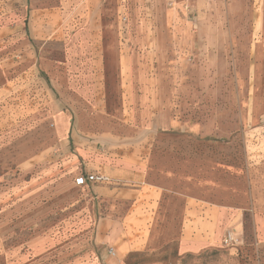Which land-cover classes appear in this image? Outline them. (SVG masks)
<instances>
[{
	"label": "rangeland",
	"instance_id": "1",
	"mask_svg": "<svg viewBox=\"0 0 264 264\" xmlns=\"http://www.w3.org/2000/svg\"><path fill=\"white\" fill-rule=\"evenodd\" d=\"M94 1L0 0V264H264V0ZM152 150L214 196L219 238L179 254L176 187L148 222L74 184L84 152ZM127 211L105 234L142 249L112 255L98 219Z\"/></svg>",
	"mask_w": 264,
	"mask_h": 264
},
{
	"label": "crops",
	"instance_id": "2",
	"mask_svg": "<svg viewBox=\"0 0 264 264\" xmlns=\"http://www.w3.org/2000/svg\"><path fill=\"white\" fill-rule=\"evenodd\" d=\"M84 1L86 4L90 1L95 3L94 0ZM172 3H174V1L169 2L170 5H172ZM187 6L188 5L185 4V7ZM88 26L90 31L89 35L91 36L92 41L99 36L98 24H89ZM56 29H51V37ZM63 36L64 35H62V37ZM123 60L124 59L121 56L118 57V61ZM169 126H173V121H170ZM156 127H160V123H154L153 125V123L150 122V129H156ZM160 128L164 129L162 126ZM170 153H172V151H166L163 156L159 151L155 152L152 150L151 152L144 153L142 157L138 156L141 159L140 161H137L133 160L132 157L118 152H101L96 154L84 152V157L81 155V160L78 162L80 172L77 175L89 172L101 173L108 176L110 179L108 183H86L82 186L89 185L90 192L98 199L129 200L130 208L136 206L138 203L137 200L141 197L143 200L142 205L147 204V206L151 207V213L149 216H146L145 220L153 222L155 220L162 194L173 191L175 187L178 188L177 186L172 187L174 181L172 178H169V169L162 164H157L158 157L164 159L170 156ZM164 174H167L166 178H164ZM184 190V187L181 186L173 191V193H178L184 198L183 223L179 237V254L196 250L199 244V241L194 240L196 236L211 241L216 240L220 235L216 222L218 210L216 209L217 206L215 204L214 196L211 193L202 196L201 194L190 191L185 192ZM199 197L203 199L202 203H206L205 205L198 203L200 201ZM129 211H127L128 213L124 214L121 218H115L114 216L107 214L99 217L97 239L99 242L108 243L106 246L107 252L109 248L142 249L143 241L139 244V248H130V240H120L121 236H119L117 240L113 241L110 237L112 235L105 234V231H113L116 229V223H125L129 217ZM138 216L139 214L135 213L136 221L141 220L139 218L140 216ZM187 222L192 224H187ZM233 232L237 234L236 231ZM229 250L236 251V249Z\"/></svg>",
	"mask_w": 264,
	"mask_h": 264
},
{
	"label": "built area",
	"instance_id": "3",
	"mask_svg": "<svg viewBox=\"0 0 264 264\" xmlns=\"http://www.w3.org/2000/svg\"><path fill=\"white\" fill-rule=\"evenodd\" d=\"M109 177L101 174V173H82L77 175L74 178V183L78 186L85 185L86 183L92 184H104L109 182ZM233 231H229L227 234L223 236L222 241L225 245H229L231 248H236L237 244H239V239L234 235ZM237 250V249H236ZM110 254H114V250L112 248L108 249Z\"/></svg>",
	"mask_w": 264,
	"mask_h": 264
},
{
	"label": "trees",
	"instance_id": "4",
	"mask_svg": "<svg viewBox=\"0 0 264 264\" xmlns=\"http://www.w3.org/2000/svg\"><path fill=\"white\" fill-rule=\"evenodd\" d=\"M238 252V249L236 250V253ZM137 255H140V252H131V253H129V257L130 256H137ZM139 263H143V261H139V260H137V261H135L134 263H129V262H126V264H139Z\"/></svg>",
	"mask_w": 264,
	"mask_h": 264
}]
</instances>
